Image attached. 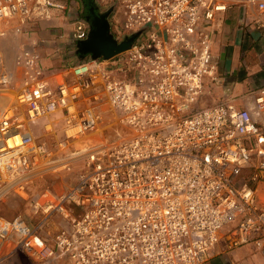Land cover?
<instances>
[{
	"label": "built area",
	"instance_id": "built-area-1",
	"mask_svg": "<svg viewBox=\"0 0 264 264\" xmlns=\"http://www.w3.org/2000/svg\"><path fill=\"white\" fill-rule=\"evenodd\" d=\"M98 1L111 6L117 41L139 32L128 49L74 63L56 82L38 52L20 55L31 73L0 112V203L42 189L26 215L0 209V264L18 253L38 264H204L264 245L253 186L264 176V86L253 111L203 101L205 85L222 81L218 13L264 0ZM69 8L0 0V36ZM72 19V39H85L88 25ZM12 80L0 72V94Z\"/></svg>",
	"mask_w": 264,
	"mask_h": 264
},
{
	"label": "crops",
	"instance_id": "crops-1",
	"mask_svg": "<svg viewBox=\"0 0 264 264\" xmlns=\"http://www.w3.org/2000/svg\"><path fill=\"white\" fill-rule=\"evenodd\" d=\"M67 1L69 10L50 9V17H44L43 20H49L52 25L58 23L62 25L60 27L72 29L70 21L73 19L69 20V18L71 14L73 17L80 16L81 7L78 4L79 0ZM94 1L104 5L98 0ZM106 7V15L110 23L111 8ZM77 10L79 15L76 13ZM217 17L213 52L220 56L217 65L219 68L222 67L224 72L217 74L224 83L222 86H219L220 83L216 84L217 89L209 91L215 93L214 102L226 99L225 101L229 103L233 102L238 107H246L253 111L254 92L264 86V9L259 10L248 2H233L224 12L218 13ZM258 182L264 184V176L258 179ZM253 186L256 189L258 202L264 206V202L261 201L264 197L261 193L262 188L258 185ZM204 264H264V245L256 246L254 243H249L224 253H214Z\"/></svg>",
	"mask_w": 264,
	"mask_h": 264
},
{
	"label": "rangeland",
	"instance_id": "rangeland-1",
	"mask_svg": "<svg viewBox=\"0 0 264 264\" xmlns=\"http://www.w3.org/2000/svg\"><path fill=\"white\" fill-rule=\"evenodd\" d=\"M79 2L78 4L81 7L80 16H82V18L80 16H78V18H81L86 22V24L89 27L88 30V34H89L91 27L89 21L86 20L85 18L86 5L87 7L96 8L103 15L105 14V18H106L107 5L106 4H104L106 6L99 5L95 3L94 0H79ZM109 8H111V6H108V9ZM76 13H78L79 15V10H77ZM120 15L122 18V14ZM71 18H72V14L69 20ZM106 20L108 21L107 18ZM56 24L57 25H52V23L50 24L49 20L46 21L43 20L42 18V20L40 21L39 19L37 21H32L30 24L26 26L27 29L25 28V30L19 34L13 32L12 30H8L6 31V34L4 36H0V72L4 71L13 75V80L11 85L8 87V91L2 92V94H0V112L7 105L9 99H11V95L14 94V91L23 87L24 85H26L27 82H29L27 78H28V74L31 73V71L29 67H26L23 60L21 62L19 61L21 60L20 55L22 54V51L27 50L29 53L36 51L39 53L38 66L42 68L41 74H43V76L45 78H48V80L51 82L58 81L60 78V73L70 65H73L74 63H77L84 59L88 60L96 57V55H93L90 52H84V48L79 44V41H75L72 39L71 28L65 26L60 27L62 25H58V23ZM108 32L111 35L113 34V30L111 28L110 23H109ZM131 35L132 33L126 36L120 34L119 38L123 40ZM213 44H212V49L214 50ZM216 72L221 74L224 71L222 67L219 68V65H217ZM223 83L224 82L222 81L219 84V86H222ZM217 87L218 86L216 84L213 85L209 83L205 85V89H206L205 92L207 91L208 92L205 94V97L203 98L204 102L206 101L207 103H214L215 93L209 90H213V89L215 90L217 89ZM231 104L234 107L237 106L236 103L232 102ZM251 172H252L251 170L245 168L242 171L240 178L248 179V177H250L251 175ZM253 185H258V187L262 188L261 193H263L262 195H264L263 182L257 181L254 182ZM41 189H42V183L35 182L34 185L30 186L27 189L28 194L21 195L13 192L8 193L6 196H4L2 203H0L1 211L6 216H12L16 213H21L23 215H26L31 208L30 206L31 198H33V196L39 193ZM261 201L264 202V197L261 198ZM68 208L70 210L75 209L72 205H68ZM5 264H38V262L28 257L26 254L18 253L10 257L5 262ZM46 264H60V263L49 262Z\"/></svg>",
	"mask_w": 264,
	"mask_h": 264
},
{
	"label": "water",
	"instance_id": "water-1",
	"mask_svg": "<svg viewBox=\"0 0 264 264\" xmlns=\"http://www.w3.org/2000/svg\"><path fill=\"white\" fill-rule=\"evenodd\" d=\"M108 31L109 22L104 18L103 23L98 29L90 30L88 37L79 41V44L84 48V52H90L96 55V57L107 59L118 52L128 49L134 37L139 34L137 32L123 40L117 41Z\"/></svg>",
	"mask_w": 264,
	"mask_h": 264
},
{
	"label": "flooded vegetation",
	"instance_id": "flooded-vegetation-1",
	"mask_svg": "<svg viewBox=\"0 0 264 264\" xmlns=\"http://www.w3.org/2000/svg\"><path fill=\"white\" fill-rule=\"evenodd\" d=\"M85 11H86L85 18L86 20L89 21L92 31L98 29L103 23L105 16L101 14L96 8L87 7V5ZM106 18L108 19L107 15Z\"/></svg>",
	"mask_w": 264,
	"mask_h": 264
},
{
	"label": "bare ground",
	"instance_id": "bare-ground-1",
	"mask_svg": "<svg viewBox=\"0 0 264 264\" xmlns=\"http://www.w3.org/2000/svg\"><path fill=\"white\" fill-rule=\"evenodd\" d=\"M49 17H50V13L48 12V14H47L46 18H49Z\"/></svg>",
	"mask_w": 264,
	"mask_h": 264
}]
</instances>
